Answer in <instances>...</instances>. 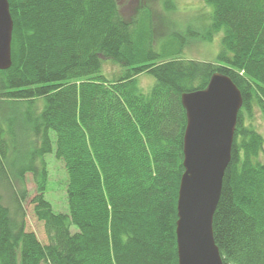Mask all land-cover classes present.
Segmentation results:
<instances>
[{"label":"trees","instance_id":"trees-1","mask_svg":"<svg viewBox=\"0 0 264 264\" xmlns=\"http://www.w3.org/2000/svg\"><path fill=\"white\" fill-rule=\"evenodd\" d=\"M11 66L0 71V264H177L185 93L228 77L241 94L212 233L222 264H264V0H204L216 62L181 58L194 33L156 42L142 7L117 0H7ZM197 36V35H195ZM158 43V46H157ZM119 68L102 74L104 61ZM154 84L140 92L138 77ZM53 133L54 145L50 134ZM66 172L68 213L45 199V157ZM47 243L25 229V177ZM17 182L18 190L13 188ZM11 192L9 205L1 190Z\"/></svg>","mask_w":264,"mask_h":264},{"label":"water","instance_id":"water-1","mask_svg":"<svg viewBox=\"0 0 264 264\" xmlns=\"http://www.w3.org/2000/svg\"><path fill=\"white\" fill-rule=\"evenodd\" d=\"M12 19L7 0H0V71L11 66ZM183 168L176 220L177 264H222L212 233V218L230 161L239 90L226 76L215 73L205 89L185 93Z\"/></svg>","mask_w":264,"mask_h":264},{"label":"rangeland","instance_id":"rangeland-1","mask_svg":"<svg viewBox=\"0 0 264 264\" xmlns=\"http://www.w3.org/2000/svg\"><path fill=\"white\" fill-rule=\"evenodd\" d=\"M121 13L125 18L134 17L142 7L149 8L155 32V41H163L171 34L194 33L187 39L185 48L181 54L183 59H191L204 62H216L221 49V33L214 34L211 40L201 38L210 24L211 7L204 0H117ZM200 36H199V35ZM197 35V36H195ZM158 46V43H157ZM119 68L108 60L104 61L102 74L111 77L118 73ZM138 88L141 93L147 94L154 84V79L149 75L138 77ZM255 126L258 133L264 139V123L258 113L255 116ZM54 145V134H50ZM264 147V144H263ZM259 161L264 164V153L259 156ZM47 168V183L45 199L51 204L55 213H68L66 198V172L63 164L55 159L54 154L45 157ZM13 188L18 190L17 182H13ZM27 196L23 202L25 213V229L33 232L42 243H47V237L43 223L38 221L33 213L31 199L36 194L35 183L30 175L25 177ZM3 203L9 205V190H1Z\"/></svg>","mask_w":264,"mask_h":264}]
</instances>
